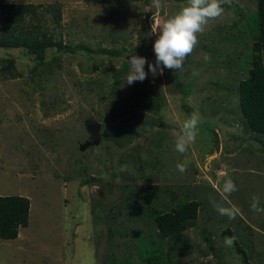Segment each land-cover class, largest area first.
Listing matches in <instances>:
<instances>
[{
  "label": "rangeland",
  "instance_id": "obj_1",
  "mask_svg": "<svg viewBox=\"0 0 264 264\" xmlns=\"http://www.w3.org/2000/svg\"><path fill=\"white\" fill-rule=\"evenodd\" d=\"M8 1L23 0L0 4ZM24 1L44 5L40 17H29L28 22H41L72 49H49V58L62 53L61 59L34 72L35 59L24 49L0 48V65L1 59L15 57L23 73L17 78L0 73V195L20 194L31 200L29 226L20 228L17 239L0 238V264H144L133 242L156 241L157 229L147 212L135 221L121 200L125 191L148 195L149 185L158 184L167 191L154 199L158 207L163 201L173 202V197L202 203L199 218L177 244L181 252L172 257L167 252L170 264H246L237 244L253 264H264V212L251 210L253 196L264 208V135L245 130L237 92L226 88L246 73L250 36L258 31L257 2L231 0L222 6L220 17L209 20L198 34V46L177 70L182 90L167 68L156 76L149 72L143 82L131 85L126 83L129 69L118 93L112 94L122 59L130 58L133 48L141 46L140 56L155 63L157 35L151 26L160 12L151 0ZM186 3L164 0L169 15ZM55 5L61 8L60 21L55 19ZM114 47L128 51L118 56ZM156 88L165 103L157 113L150 111L151 130L139 124L134 128L141 115L132 119L124 113L114 122L106 120L119 100L128 103L132 95ZM194 113L200 117L199 134L180 154L174 133ZM110 131L121 134L119 138L128 135L124 146L108 140ZM139 154L143 161H131ZM186 161L182 174L176 165ZM226 176L237 186L228 197L230 205L240 209L235 219L220 215L211 202L229 206L216 190ZM109 225L120 235L110 238ZM228 227L232 233L224 235ZM225 237L234 238L231 247ZM126 258L131 261L123 262Z\"/></svg>",
  "mask_w": 264,
  "mask_h": 264
},
{
  "label": "trees",
  "instance_id": "obj_2",
  "mask_svg": "<svg viewBox=\"0 0 264 264\" xmlns=\"http://www.w3.org/2000/svg\"><path fill=\"white\" fill-rule=\"evenodd\" d=\"M255 1L257 2L258 31L250 36V38L253 39L252 49L247 56L248 62L243 64L246 73L243 77L237 79L235 84L226 85V88L231 93H233V91L237 92V107L241 114L245 130L256 135H264V0ZM221 6L227 7L228 4L222 3ZM235 6H238L237 3ZM235 6L233 8H237ZM42 7H44V5L24 0L16 2L8 1L0 4V48L24 49L35 59V65L32 67L34 72H40L41 66L48 68L54 61H59L61 59L62 53L59 55H52L49 58L47 55L49 49L54 47L59 51H70V49H72L70 45L64 44L63 39L57 41L53 36L54 34L50 33V30L42 25L41 22H28L29 17H33L34 19L40 17V9ZM56 10L55 19L60 21L61 8L57 7ZM146 34V31L141 33L143 38L146 37ZM112 41L116 42V39L112 38ZM114 49V53H117L118 56L128 51L127 47H114ZM120 49L123 51L120 52ZM133 50L138 56L143 52L141 46L135 47ZM103 52L109 54L108 49L103 48ZM1 60L0 73H2V77L17 78L23 76V73L17 68L15 57L10 56ZM122 61L123 68L116 75V80L111 89L112 94L118 93L119 86L122 84L125 74L130 69L128 61L124 59H122ZM240 61L241 60H239V62ZM243 66L242 68H244ZM107 70L108 68H105V71ZM169 73L176 87L182 90L183 81L179 72L177 70H169ZM219 84L221 83L219 82ZM216 89L219 91V87ZM226 99L229 102L232 101L229 97ZM164 103V96L157 88L152 89L149 93H144L143 91L140 94L137 93V95H132L128 103L119 100L115 109L112 111L114 114H111L112 116L108 114L106 120L114 122L115 117L123 116L124 113L130 114L132 119L136 115H141L138 119L139 121L136 120L138 122H135L134 128H137L139 124L144 125L145 127L143 128H150L151 130L154 127V122L151 115H149L150 111L157 113L161 110ZM138 105L141 106V111H139ZM183 106H186V104L183 103ZM124 118L126 117L124 116ZM127 122L131 125V118H128ZM115 125L116 124H114V126ZM117 127L118 125L115 126V128ZM109 133L108 140L114 142L116 146H124L122 140L128 137V135L125 134L127 131L123 133V135L125 134L124 138H119L118 136H121V134L113 131ZM132 136H134L133 133ZM230 151L232 153V150ZM142 158V154H139L137 157L132 158L131 161L141 162L143 161ZM123 159L126 160L125 158ZM140 167L141 166H138L139 171L144 174V169ZM134 178L138 179V176L135 175ZM149 186L152 190L148 195L135 190H129L124 192V198L121 200L123 201L122 204L127 202V211L133 215L135 221H138V219L142 218L143 213L147 212L153 218L154 226L157 229L156 241L153 240L152 243H147L145 240L140 242L137 239L133 242V248H136L139 252L141 263L170 264L172 263L170 258L175 256L174 254L178 251L181 252L177 244H179L178 242L182 243L184 241V231L187 226L193 224L199 218L202 203L200 200L189 198L176 201V197H173V202L167 203L163 201V206L158 207L154 204V199L156 200L159 198V192L167 191L160 184ZM172 193H174V191H172ZM30 209L31 200L27 196L20 194L0 195V238L4 240L17 239L19 237L20 228L29 226ZM119 211L120 215L122 213L121 208H119ZM96 216L99 217L100 215L96 213ZM109 226L111 231L110 238L120 235L114 232V227H111V225ZM244 231L247 230L245 229ZM134 232L138 234L141 230H134ZM223 232L224 235L227 232L232 233L230 227ZM204 234L206 236L208 233L204 232ZM251 242L250 240V243ZM236 250L242 255L246 264H253L249 260L250 256L241 245L237 244ZM167 252H171V257ZM126 261L129 262L131 259L126 258L123 262Z\"/></svg>",
  "mask_w": 264,
  "mask_h": 264
},
{
  "label": "clouds",
  "instance_id": "obj_3",
  "mask_svg": "<svg viewBox=\"0 0 264 264\" xmlns=\"http://www.w3.org/2000/svg\"><path fill=\"white\" fill-rule=\"evenodd\" d=\"M222 3L230 4L231 0H187V3L177 13L169 15L164 0H151L152 7L160 12L157 17H152L151 26L152 33L157 35L153 44L155 63L148 62L142 56H130L127 59L130 72L127 75L126 83L131 85L136 81L143 82L149 72L156 76L162 74L165 68L181 70L186 58L199 44L198 34L204 32L209 20L216 19L223 14ZM146 64L147 72L145 71ZM199 124V114L194 113L190 118L184 120L179 131L174 133L175 150L178 153L185 154L190 145L195 143L199 134ZM187 167V161L176 165V169L182 174L187 171ZM216 190L222 200L229 203V206H224L212 199L213 207L220 215L235 219L240 214V209L230 205L228 201V197L237 190L234 180L230 176H226ZM259 203V197L253 196L251 210L264 212V208H261ZM224 243L231 247L234 244V238L225 237Z\"/></svg>",
  "mask_w": 264,
  "mask_h": 264
},
{
  "label": "water",
  "instance_id": "obj_4",
  "mask_svg": "<svg viewBox=\"0 0 264 264\" xmlns=\"http://www.w3.org/2000/svg\"><path fill=\"white\" fill-rule=\"evenodd\" d=\"M132 55H136V53L134 52ZM132 55H131V56H132ZM97 213H100V211H99V210H97Z\"/></svg>",
  "mask_w": 264,
  "mask_h": 264
}]
</instances>
